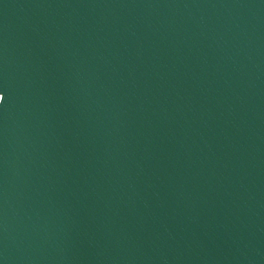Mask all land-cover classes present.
I'll return each mask as SVG.
<instances>
[{"label":"water","instance_id":"95a60500","mask_svg":"<svg viewBox=\"0 0 264 264\" xmlns=\"http://www.w3.org/2000/svg\"><path fill=\"white\" fill-rule=\"evenodd\" d=\"M0 264H264V0H0Z\"/></svg>","mask_w":264,"mask_h":264}]
</instances>
